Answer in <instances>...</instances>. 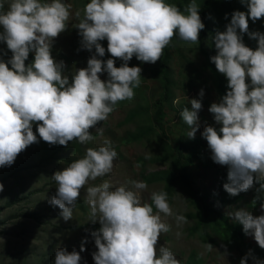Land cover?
Returning a JSON list of instances; mask_svg holds the SVG:
<instances>
[{
	"label": "clouds",
	"instance_id": "9594fccd",
	"mask_svg": "<svg viewBox=\"0 0 264 264\" xmlns=\"http://www.w3.org/2000/svg\"><path fill=\"white\" fill-rule=\"evenodd\" d=\"M239 3L246 10L225 13L224 30L217 28L211 35L215 55L209 59L227 85L225 94L208 107L214 124L205 121L200 135L212 162L227 168L223 190L231 197L255 190L259 215L246 208L227 215L264 250V32L249 26V21H264V0ZM71 9L66 0H10L4 10L0 0V44L6 45L0 48V169L13 167L20 154L41 140L65 148L74 140L81 145L94 141L91 130L102 133L98 125L118 102L132 100L140 86L143 69L129 66L133 57L155 65L174 36L198 44L206 27L196 0L183 10L166 0H89L83 15L75 12V29L80 37L76 52L87 51L90 56L86 67L69 72L65 61L53 56V48L69 29ZM207 18L214 19L211 14ZM245 36L256 42L255 48L245 43ZM105 40L107 48L101 43ZM106 52L110 58L103 59ZM30 54L33 59L26 64ZM105 73L107 78L101 79ZM204 96L201 88L198 98L189 99L190 107L179 113L190 129L189 140L201 128ZM117 158L109 139L97 148H86L83 157L52 173L57 187L48 205L59 210L64 222L72 220L81 189L110 174ZM147 188L146 182L136 180L115 187L104 180L86 188L89 223L99 224L94 230L85 229L94 242V264H181L169 248H157L161 233L171 229L160 214L174 217L178 227L188 223L187 218L173 212L165 191L152 192L151 203H142L139 191L133 189ZM87 243L85 236L79 249L58 245L53 264H87L82 256ZM221 247L232 255L227 245ZM205 249L210 252L213 245L206 243ZM249 262L264 264V258L249 248L239 264Z\"/></svg>",
	"mask_w": 264,
	"mask_h": 264
},
{
	"label": "rangeland",
	"instance_id": "374dc122",
	"mask_svg": "<svg viewBox=\"0 0 264 264\" xmlns=\"http://www.w3.org/2000/svg\"><path fill=\"white\" fill-rule=\"evenodd\" d=\"M2 2L4 10H7L10 0ZM66 2L72 4L70 19L67 22L69 29L56 39L53 56L57 60L65 61L69 72H74L75 68L86 67L90 56L87 51L76 52L80 37L75 29L78 23L75 12L79 10L83 15L84 5L89 0ZM166 2L175 3L183 10L190 0ZM249 26L250 30L264 32V21H257L255 24L249 21ZM217 28L224 30L223 25ZM214 30L213 28L206 41V50L211 56L215 55L211 40ZM244 41L248 46L256 47V42L249 40L247 36ZM101 43L107 48L106 40ZM0 48L6 49V45L0 44ZM10 56L11 52H8V57ZM30 57L33 59L32 54L29 59ZM162 57L155 65L141 64L133 57L129 66L138 65L143 69L140 86L134 89L135 96L132 100L118 102L108 119L98 125L102 133L91 130L94 141L81 145L74 140L67 148L60 146L56 159L43 161L44 142L41 140L39 144L30 146L20 154L13 167L0 169V182L4 184V191L0 193V264H53L54 252L58 245L67 246L69 251L73 246L79 249L85 236H88V243L85 245L87 251L82 253V256L87 260V264H94L91 257V252L95 251L94 242L85 229L94 230L99 224L89 223L90 208L85 200L86 188L101 184L104 180L110 181L114 187L126 181H144L148 185L146 190H133L139 191L142 203H151V193L164 191L166 181L148 183L147 177L155 172H169L170 176H178L180 173L174 166V157L179 154H182V164L188 163L189 154L196 156L184 171L189 175L192 193L176 182L174 194L168 202L173 212L184 215L188 223L178 227L174 217L160 214L162 221L169 224L171 229L168 233H161L157 248L160 245L169 248L181 264H184L190 254H195L202 264H239V259L249 248L255 250L257 245L250 237L245 236V247L230 248L210 227L207 234H202L203 230H199L201 217L208 214L209 207L225 216L237 208H246L254 215H259V205L253 200L256 194L254 189L236 197L229 196L223 190V183L227 181H223L222 172L227 168L212 162L207 142L201 138L200 132L203 131L204 122L214 124L208 107L223 95L222 90L218 88L216 77L206 65V55L196 44L173 45L169 51L167 71L171 74L174 100L171 103L166 102L160 114L158 101L164 96V90L161 86L163 77L158 73ZM108 58L110 54L106 52L103 59ZM120 64L121 61L117 60L116 66L119 67ZM222 76L223 83L227 85L225 76ZM106 78V73L101 76V79ZM226 85H223L225 90ZM201 88L205 90L203 110L199 113L201 128L196 133V138L189 140L187 133L190 129L179 113L183 107H190L189 99L198 98ZM174 101L177 103L174 104ZM136 133L146 134L138 140L129 137ZM105 139L111 140L112 147L118 153V158L113 162V171L95 181H89V184L81 189L72 220L64 222L59 216V210L53 209L47 203L57 187L51 175L55 170L67 167L73 160L83 157L86 148H97ZM184 146H187V149L181 150ZM203 164H206V167H203ZM194 193H198V198H195ZM217 202L219 207L216 206ZM153 211L156 212L155 206ZM25 214L34 216V219L26 217ZM206 243L213 245L212 251L205 249ZM222 244L227 245L232 255L227 256L224 253Z\"/></svg>",
	"mask_w": 264,
	"mask_h": 264
},
{
	"label": "trees",
	"instance_id": "16d2710c",
	"mask_svg": "<svg viewBox=\"0 0 264 264\" xmlns=\"http://www.w3.org/2000/svg\"><path fill=\"white\" fill-rule=\"evenodd\" d=\"M196 3L199 5L200 8V16L202 21L205 24V30L201 31L200 33V43L196 44L198 45L199 49L206 55V65L208 69L212 71L214 76L216 77V81L218 83V88L222 90V94L224 95L226 90L223 89V85H226L224 82L222 74L217 72L215 69V66L210 62L211 55L206 50V41L209 38V34L213 32V28L216 29L219 27V25H225L227 21L224 20V14L225 13H231L233 10H241L245 11L246 9L243 8V6L239 3V0H196ZM211 14V16L214 19H208V15ZM217 19V20H215ZM0 31H2V28H0ZM177 44L183 45V44H193L190 42H186L183 40H180L177 36H174L172 39V42L164 49L163 57L161 60L160 65V71L158 74H160L163 77V80L161 81L162 89L164 90V96L160 98L158 101V110L159 113L162 114L163 107L167 103H171L173 99V92H172V82H170L171 74L168 73V60H169V51L173 47V45ZM30 56V55H29ZM32 57H30L29 61H26V64L31 62ZM146 133H139V134H132L129 135L131 139L138 140ZM185 148H180L181 150L187 149V146H184ZM44 153L47 154L43 155V161H51L53 159H56L57 154L60 150V146H53L50 147L47 143L44 142L43 145ZM182 154L175 155L174 157V166L176 169L179 170L178 176H170L169 172L162 173V172H155L151 173L147 178L148 183H154L157 181H166V188L165 192L168 193V198H172L174 194V189L177 186L176 182H179L182 184L183 188L190 193H192L191 185L189 184V175H187L184 171H186L189 167V163L192 162V158H196L193 154H189L188 156V163L182 164L181 162ZM203 167H206V164H203ZM222 179L223 181H227V171L222 172ZM258 187V185H257ZM246 193H241L240 195H244ZM198 193H194L195 198L197 197ZM154 206V205H153ZM82 207V206H80ZM26 217H30L34 219V216L30 214H25ZM37 218H35L36 220ZM202 221L200 223L199 230H203L202 234H207V229L210 227L212 232L215 235H218L225 244H227L230 248H241L245 247L246 244L243 242L245 239V235L242 231V226L239 225L234 220H229L230 218L228 216H225L220 211L213 209L209 207L208 214L205 215V217H201ZM255 254L258 255L261 258H264V250H261L258 246H255L254 248ZM184 264H202V262L199 261L197 256L195 254H190Z\"/></svg>",
	"mask_w": 264,
	"mask_h": 264
}]
</instances>
